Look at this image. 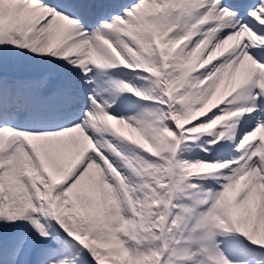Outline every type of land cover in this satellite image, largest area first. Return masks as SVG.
<instances>
[{
    "label": "snow or ice",
    "instance_id": "6c2138e0",
    "mask_svg": "<svg viewBox=\"0 0 264 264\" xmlns=\"http://www.w3.org/2000/svg\"><path fill=\"white\" fill-rule=\"evenodd\" d=\"M0 264H264V0H0Z\"/></svg>",
    "mask_w": 264,
    "mask_h": 264
}]
</instances>
